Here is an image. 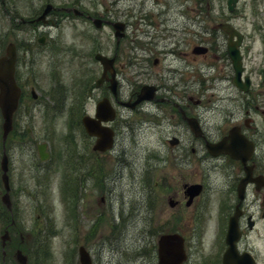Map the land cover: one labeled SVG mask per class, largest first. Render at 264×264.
Instances as JSON below:
<instances>
[{"label": "flooded vegetation", "instance_id": "flooded-vegetation-1", "mask_svg": "<svg viewBox=\"0 0 264 264\" xmlns=\"http://www.w3.org/2000/svg\"><path fill=\"white\" fill-rule=\"evenodd\" d=\"M110 1L101 12L73 0L60 7V13L51 10L46 23L33 21L42 8L25 21L32 30H38L41 26L70 22L72 16L88 21L90 16H100L107 20L112 34L111 21L123 22V35L118 41L113 35L114 44L108 48L115 58L112 72L107 73L99 86L105 87L103 94L110 97L118 114L111 122L114 130L131 128L128 118L119 115L120 112L138 114L141 122L136 129L154 122L148 129L156 127L164 136L162 149L169 151L170 173H161L154 181L158 192L153 247L150 246L154 264L161 261L158 240L165 234L172 235V244L181 248L180 253L172 255L171 264H264V126L257 124L258 115L264 116L261 107L264 60L255 67H247L246 34L240 35L237 48L241 53L242 76H249L251 81L249 90L243 93L234 81L229 33L215 26L217 22L229 23L235 30L232 41L236 42L238 33H242L238 7L228 11L226 2L223 3L217 20L212 23L202 3L194 4L193 0L182 3L189 9L197 6L199 13L191 19L183 12L178 14L177 3L181 0H158L151 9L145 7L146 0ZM72 7L81 8V12L74 15ZM38 33L28 40V48L44 44L47 34ZM198 47L206 50L200 51ZM211 68H214L212 73ZM111 79L117 86L115 94L108 89ZM123 80L127 81L126 93L121 90ZM140 86H155L154 97L133 107L123 105L136 98ZM218 86L225 90L224 94L216 92ZM225 94L229 97L225 103L231 106L228 111L223 110L219 120L217 114L222 110L218 102ZM236 114H239L237 118ZM238 133L255 144V151L245 163L224 152L211 153L209 145L224 141L228 147L231 136ZM13 170L8 156L9 207L1 202L4 189L0 179V231L7 232L4 240L0 234V264H19L17 240L23 241L16 222H11L16 221L18 212ZM247 170L249 179L242 182ZM92 171L95 172L94 164ZM193 185L199 186L190 190ZM158 212L163 216L157 218ZM147 231L140 228L144 237ZM179 256L182 259L178 261Z\"/></svg>", "mask_w": 264, "mask_h": 264}, {"label": "rangeland", "instance_id": "rangeland-1", "mask_svg": "<svg viewBox=\"0 0 264 264\" xmlns=\"http://www.w3.org/2000/svg\"><path fill=\"white\" fill-rule=\"evenodd\" d=\"M14 1L15 3L11 0L0 1V52L3 47L1 45L5 42L26 43L37 32L26 22L20 24L19 29H11V11L16 8L19 12L17 16H21L23 20V17L31 15L45 0ZM48 1L64 5L73 0ZM79 1L99 11H103L107 3L111 2ZM155 1L146 0L145 7L153 8ZM193 2L197 5L202 3L210 20L214 21L225 0ZM179 8H183L182 12L189 19L199 13L197 6L189 9L180 5ZM239 10V21L248 35L245 45L246 64L251 68L264 60V29L254 31L253 28L255 22L264 24V0L256 3L240 0ZM83 23L72 20L59 26H41L39 30L47 33L49 44L38 48L32 56L26 58L28 63L25 60L18 65L21 70L28 64L29 71L24 73L21 81L28 88L29 85L35 88L37 98L30 102L24 115L20 117L15 114L14 117V131L17 133L22 130V133L28 128V134L23 139L11 137L6 146L9 162L14 167L13 172H16L17 231L29 233V239L33 232L29 243L39 250L40 263L37 258V264H65L67 252L71 254L70 264H79L77 247L80 244L90 252L94 264H154V253L150 246L156 227L155 212L158 208L155 209V202L158 192L153 186L161 173H170L169 151L162 149L165 146L164 136L156 127L148 129L154 122L135 129L134 134L128 130L119 133L115 138L114 149L108 153L93 154L90 151L92 140L85 136L77 120L84 112L92 113L93 106L103 95L105 87L91 86L92 70L97 74L99 66L89 54L95 45L98 47L97 51L111 54L114 42L108 28L88 31L93 41H90L88 33L87 37L81 36ZM86 24L89 25L87 22ZM54 40L56 45L63 46L55 53L50 50V44ZM213 71L214 68H211L210 72ZM84 80L87 81V88L83 93L85 90L82 88L86 87L83 86ZM122 83L121 90L126 93L127 81L123 80ZM81 90L83 91L79 95ZM216 92L224 94L225 90L218 86ZM225 98H229L227 94L218 102L219 109L222 110L217 114L219 120L223 116V110L228 111L231 106L229 102L225 103ZM121 114L130 123L137 116L140 118L138 114L131 115L129 111H122L119 115ZM70 118L73 120L71 125ZM209 122L212 123V117ZM257 124L264 126L263 116L257 117ZM68 133L71 135L65 139ZM41 141L47 142L50 153L49 158L44 161L38 158L36 150L37 143ZM59 151L63 152V161L59 159ZM78 155H83L85 161L74 167ZM68 162L73 164V167L69 165L71 181L81 184L76 189L81 190L78 192L79 197L73 203L74 193L70 200L65 198V191L74 192V185L68 184L64 190L65 170L69 172L66 168ZM93 164L94 173L89 171V166L93 169ZM80 170L85 177L80 176ZM101 196L103 200L100 199ZM165 207L168 210L167 205ZM148 214L149 219L145 218ZM159 216L163 215L159 213L157 218ZM142 227L148 230L145 237L140 232Z\"/></svg>", "mask_w": 264, "mask_h": 264}, {"label": "water", "instance_id": "water-1", "mask_svg": "<svg viewBox=\"0 0 264 264\" xmlns=\"http://www.w3.org/2000/svg\"><path fill=\"white\" fill-rule=\"evenodd\" d=\"M232 1L234 0H228L229 3ZM49 8L50 6L47 5L41 17ZM95 58L101 62L104 69L103 72H105L107 69H110L112 59H109L101 54H95ZM14 63H15V48L14 45L10 43L6 48L5 55L0 58V109L3 116V124H2L3 139H5L6 134L11 128V116L14 109L17 106V100L19 97V87L17 86L14 80V69H15ZM111 87L113 88V86ZM150 96H151L150 88L145 87V89H143V91L139 94L138 98L136 99V102L144 98H149ZM104 100L106 99L104 98L102 101L98 103V109L104 110L106 108V104ZM111 118H112V113H110V111H107L106 116L103 117L102 119L107 120ZM81 121L85 130L89 135L98 136V139L93 145V149L105 150L111 145L112 130L110 128H108L107 126H102L100 124V120L91 118L88 115H84ZM43 148H44V144L39 146L40 155L42 158L46 156L43 154ZM218 149H223L233 157L245 161L244 159L252 151V145L250 143L248 145V143H244V141H240V138H236V143H233L230 149H226V148L224 149V145H222ZM1 167L3 169L2 179L7 189L8 188L7 176H6L7 167H6L5 155L2 158ZM6 199H7V193H5L4 195V200ZM174 249L175 247L172 244L171 235H164L160 238L159 240V254L161 255L160 264L170 263V259L172 258L171 255L174 252ZM16 257L21 264L25 263L26 257L22 255L20 251L17 252ZM79 258L81 264H91L90 258L83 247L79 248Z\"/></svg>", "mask_w": 264, "mask_h": 264}]
</instances>
